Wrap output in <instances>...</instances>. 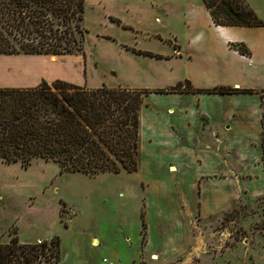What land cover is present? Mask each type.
<instances>
[{
	"label": "rangeland",
	"instance_id": "rangeland-1",
	"mask_svg": "<svg viewBox=\"0 0 264 264\" xmlns=\"http://www.w3.org/2000/svg\"><path fill=\"white\" fill-rule=\"evenodd\" d=\"M247 1L264 18V0ZM188 2L198 6L188 7ZM209 19L201 0H84L82 25L87 31L83 52L0 53V86H33L41 79L60 78L86 87L135 86L164 93L183 89L164 87L182 74L201 86L236 79L264 86V70L249 63L252 57L255 61L264 58V32L251 27L219 30ZM228 41L237 42L230 47ZM239 41L250 47L252 57L237 52L238 45L245 47ZM177 44L187 55L180 57L183 59L166 56ZM214 58L217 67L211 62ZM222 61L228 63L227 71L219 67ZM232 65L243 68L242 76L229 69ZM189 84L195 89L191 81H181L184 88ZM262 90L264 87L227 85L218 91L235 95ZM200 91L215 90L208 87ZM153 101L151 113L143 117L140 114L139 122L145 129L155 122V112L166 102L175 106L181 103L175 98L160 102L153 97ZM206 104L194 103L195 108L187 116L195 131L203 127L200 113L215 107L212 104L209 109ZM145 106H149L147 97ZM161 117L164 123H176L175 116ZM212 118L220 121L219 115L212 114ZM162 141L148 142L146 150L159 151ZM260 143L264 150L263 130ZM242 155L246 162L250 151L245 148ZM253 162L264 165V152ZM139 168L138 159L133 171ZM133 171L87 174L62 170L58 163L42 158L25 165L0 158V241L15 234L21 241L58 235L59 264H264V194L250 196L242 191L232 206L219 211L200 207L187 211L180 205L182 213L179 209L176 216L183 220L184 234L189 238L180 254L166 257L140 250V238L142 244L146 242V217L153 222L155 243L167 237L160 221V189L144 192L140 174ZM233 176L240 179L237 174ZM252 185L262 190L264 179ZM141 208L146 212L144 220ZM93 233L98 234L99 242L96 236L91 237ZM93 240L99 244L94 246Z\"/></svg>",
	"mask_w": 264,
	"mask_h": 264
},
{
	"label": "trees",
	"instance_id": "trees-1",
	"mask_svg": "<svg viewBox=\"0 0 264 264\" xmlns=\"http://www.w3.org/2000/svg\"><path fill=\"white\" fill-rule=\"evenodd\" d=\"M202 1L214 24L264 25L247 0ZM83 14L84 0H0V53H82ZM237 49L248 52L246 46ZM171 88H182L181 82ZM148 91L86 87L60 78L0 86V158L24 165L42 158L87 174L133 171ZM59 259L58 235L21 241L15 234L0 241V264H59Z\"/></svg>",
	"mask_w": 264,
	"mask_h": 264
},
{
	"label": "crops",
	"instance_id": "crops-1",
	"mask_svg": "<svg viewBox=\"0 0 264 264\" xmlns=\"http://www.w3.org/2000/svg\"><path fill=\"white\" fill-rule=\"evenodd\" d=\"M190 5L198 6L197 3L188 2L187 6L190 7ZM202 5L205 7L203 1ZM205 9L209 14L208 9L206 7ZM209 18L212 25L219 30L251 27L261 29L264 32V25H217L212 22L210 14ZM233 42L237 41H228L227 45L229 44L232 47ZM239 42H243L245 46L247 45L244 41ZM247 47V53H241L238 49L236 50L239 54L252 57L253 51L248 45ZM180 50V44L174 45L173 51L167 53L166 56L177 59L187 55L186 52L182 54ZM215 59H211V62L217 67L218 60ZM263 60L264 58L255 61L252 57V59H249V63L255 69L259 66L264 70ZM219 64H221L219 67H222V71L228 70V63L222 61ZM231 67H229L230 70H236L241 76L244 73L243 68H235L233 65ZM243 78L245 77L243 76ZM184 79L188 82L191 81L195 89L190 84L187 86L190 88L182 87V90L164 93L152 92L146 88L149 91L144 96L140 109L141 117L146 113L147 115L151 113L150 111L155 106L153 97L160 102H166V99L172 100V98L181 99V103L175 106L166 102V104L162 105L160 111L158 110L154 114L155 122L151 126L148 125L149 128L147 127V129H145V125H140L139 123L138 159L140 168L138 171H133V173L140 174L139 184L143 182V186L140 184V187L144 192L154 193L155 188L160 189L162 194L160 221L163 227L162 233H165L167 237L166 239L160 238L158 243L154 242L152 236L153 222H150L147 217L144 220L145 209L141 208L146 225V242L142 244L140 238V250L158 252L166 257L180 254L188 246L189 238L187 239L184 234L183 220L181 217L176 216L179 213V209L180 213H182V206L180 205H183L187 211L196 207L219 211L232 206L240 191L246 192L250 196L264 194V189L260 190L252 187V183L264 179V165L259 162H253L264 152L260 143L261 130L264 131V125H262L264 121V90L262 92L235 95L231 92L217 90L227 85L236 87L242 85L264 86L244 84L242 82L243 79L219 81L207 86H201L194 84L191 78L185 74L178 76V80L175 83L177 84ZM175 83L164 87L175 85ZM208 87L215 91H200V89ZM151 93L155 94L151 96ZM159 93L161 94L157 95ZM146 97L148 98L149 106H145ZM207 101L208 104H206ZM194 103L198 106L206 104L209 109L212 104H215L214 109L200 113V121L203 127L199 131L194 130V125L191 126L192 122L187 118L195 108ZM212 114L219 115L220 121L212 118ZM161 116H175L176 123H164L165 119ZM248 131L252 132L251 135L247 133ZM157 140H163L170 148L167 149L162 141L163 145H161L159 151L149 153L146 150V144ZM245 148L250 151L249 160L246 162L241 159L244 156L242 153ZM172 166L174 170H170ZM213 174H220L221 177L215 178ZM235 174L238 177L240 176L239 180L233 176ZM250 181L252 182L250 183ZM249 183L250 185H248ZM240 184L242 188H240ZM148 200L149 198L147 197L146 202ZM92 236H96L99 242L98 234L93 233L91 234ZM157 254L156 256L158 257Z\"/></svg>",
	"mask_w": 264,
	"mask_h": 264
},
{
	"label": "bare ground",
	"instance_id": "bare-ground-1",
	"mask_svg": "<svg viewBox=\"0 0 264 264\" xmlns=\"http://www.w3.org/2000/svg\"><path fill=\"white\" fill-rule=\"evenodd\" d=\"M55 57L52 56V59H54ZM170 170H174V167H171ZM98 243L96 240H93V245L96 246Z\"/></svg>",
	"mask_w": 264,
	"mask_h": 264
}]
</instances>
